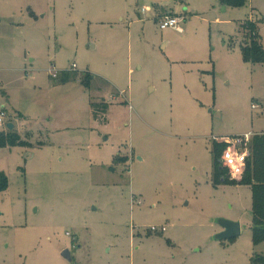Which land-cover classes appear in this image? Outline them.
<instances>
[{"label": "rangeland", "instance_id": "1", "mask_svg": "<svg viewBox=\"0 0 264 264\" xmlns=\"http://www.w3.org/2000/svg\"><path fill=\"white\" fill-rule=\"evenodd\" d=\"M242 1L0 0V135L19 137L0 147V264L264 255L251 187L213 181L214 142L264 135V63L242 53L249 21L264 48V0ZM220 219L241 235L217 240Z\"/></svg>", "mask_w": 264, "mask_h": 264}, {"label": "trees", "instance_id": "2", "mask_svg": "<svg viewBox=\"0 0 264 264\" xmlns=\"http://www.w3.org/2000/svg\"><path fill=\"white\" fill-rule=\"evenodd\" d=\"M224 3L233 5L243 4L242 0H224ZM244 33L248 32L249 44L242 46L244 60L253 64L264 63V48L262 45V36L257 22L249 21L244 24ZM247 30V31H246ZM88 80L83 81L85 88H90L92 79L90 74L86 75ZM86 78V79H87ZM70 81L68 75L65 74L62 82ZM108 105L93 104V116L95 120L105 122ZM19 137L15 132H10L7 136L0 135V147L7 143L13 144L18 142ZM227 144L214 142L213 160H214V177L215 186L225 185H248L253 193V243L258 246L264 242V135H256L250 142L251 155L248 159V164L243 177L238 181H229V176L226 177L228 170L224 168L220 162ZM125 160L121 158L120 161ZM8 188V179L0 173V193ZM253 264H264V255H257L252 260Z\"/></svg>", "mask_w": 264, "mask_h": 264}, {"label": "built area", "instance_id": "3", "mask_svg": "<svg viewBox=\"0 0 264 264\" xmlns=\"http://www.w3.org/2000/svg\"><path fill=\"white\" fill-rule=\"evenodd\" d=\"M162 29H167L174 27L179 23V18L173 15H165L161 20ZM253 109H256V105H252ZM5 118V113H0V125H3ZM254 135L247 134L243 137H234L231 139H224V143L228 146L224 150L221 157V164L229 172V175L232 179L240 180L247 168L248 159L251 155L250 142ZM153 230L157 231L156 228ZM163 232L166 231V228L162 229Z\"/></svg>", "mask_w": 264, "mask_h": 264}, {"label": "water", "instance_id": "4", "mask_svg": "<svg viewBox=\"0 0 264 264\" xmlns=\"http://www.w3.org/2000/svg\"><path fill=\"white\" fill-rule=\"evenodd\" d=\"M14 125L9 124L8 129L13 130ZM220 226L223 228V231L219 233L216 237L217 240L221 241H230L238 238L241 235V225L236 222L228 221L225 219H220ZM63 257L72 263L73 259L68 250L63 252Z\"/></svg>", "mask_w": 264, "mask_h": 264}]
</instances>
